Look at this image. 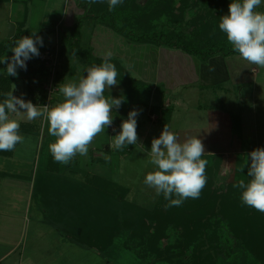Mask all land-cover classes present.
<instances>
[{"label": "rangeland", "instance_id": "obj_1", "mask_svg": "<svg viewBox=\"0 0 264 264\" xmlns=\"http://www.w3.org/2000/svg\"><path fill=\"white\" fill-rule=\"evenodd\" d=\"M190 1V5L184 15L185 19L180 17L175 23L181 24L183 28L187 27V29H189L191 23L198 22L197 25L195 24V27L201 32L202 35L200 36L209 41L226 37V35L219 30L218 24L220 17L228 14V6L232 0ZM178 3H181L180 0ZM257 10L264 12V0H262V4ZM37 14L41 18V11ZM80 21L81 26L79 32L72 34V36L65 40L62 39L63 36H61L60 80L56 82L57 87H59L58 85L60 83H67L69 81L78 82L81 76L86 75L87 68L93 65L98 66L103 63L96 60L97 54L95 51H92L93 48L91 47L92 35H96L97 32L94 29L95 24L93 18H88V16H86ZM174 26L176 25L173 24V27ZM43 31L46 30L44 29ZM98 31L101 32L100 30ZM42 40V46L45 45L46 47L57 42V35L54 30L51 29L42 34ZM83 43L90 45L92 49L90 50V48L83 47ZM38 46L41 45L38 44ZM40 51L42 50L39 49V56L37 57L39 60H41ZM226 58L230 69L226 68L224 72H226V78L228 79L222 81L220 87H207L204 91H200L199 87L196 88V86H192L191 91H194V94H192L188 100H191L189 105L193 107L204 104L206 98H208L209 103L207 108L213 105L217 106L220 99H222V101L225 100L226 103L232 104L229 105L231 107L227 108L226 106V109L230 111H224L226 118L223 119V123L227 125L234 123L242 132L241 138H238L237 135L235 136L234 133L231 136L223 134L221 139L217 140L205 139L202 137L201 140L205 147V153L202 159L208 161L205 173V187L209 186L212 192L217 191L219 194H228L230 192L229 189L232 187L234 192L231 197V202L232 204H236V201L241 197L242 189L234 187V185L237 184L240 179H245L247 177V169L245 168L247 154L256 148H264V67L250 64L239 55H231ZM113 64L117 66L116 61ZM131 73L135 79L139 80L140 77L137 74L133 71H131ZM48 77L49 76L46 74H41V76H39V79L43 82L42 89L44 90V101L42 102L44 103L47 96V84L45 80H48ZM222 85L224 89L227 90V94L226 92H220L219 89L222 88ZM165 88L160 84L157 99L155 98L153 104V98H151V103L152 105H157L160 110H164L170 107V105H167V100L172 101L171 106L178 110L176 112V114H178L176 117L174 115L169 130L175 133L178 137V141L182 143L190 137L189 134H192L191 137L195 136L190 129H194L195 125L199 127V122L203 120L201 118L203 115L198 114L196 116V114L193 115V113L186 114L183 112V104L188 101H184L186 100L185 95L181 93L177 95L179 93L177 92L175 96L179 97V101L175 103L173 96H169L167 92V94H164ZM187 89L185 90L187 91ZM111 93L110 90H106L105 96H110ZM123 93L124 90H122L121 95ZM60 94L58 90L57 93L54 94V98ZM185 105L187 104L185 103ZM132 110L138 111V116L136 117L138 135L137 145H128L122 150L110 148L109 145L116 135H113L112 132L113 124L94 139L89 146L86 156L77 154L67 165L54 161L48 147L49 143L52 142L54 138L49 135L47 130L48 126L43 119H35L40 125L38 130L40 132L33 136L23 135L25 137V142L19 145L16 150V157L13 159L17 162V165L14 167L15 170L20 174L22 173L23 176H27L29 173L32 175L33 171L38 169V167L43 168L45 166L48 169L45 174H48L53 168L62 167L66 171L62 172L61 175H65L68 171L69 173L67 174L69 178L80 184L88 182V174L110 178L115 184L128 189L125 198L127 203L148 211L154 210L160 199H162L163 194L157 195L153 188L148 187L143 182L145 175L154 170V166L149 163L150 156L148 155V151L151 149L152 139L160 136L164 125H170V120L167 119L166 113L154 115L151 108L144 109L136 106L132 109V107L126 104L121 105L117 113L123 120H126L128 118V113ZM179 117L182 118L178 119ZM244 123L246 124V128ZM138 125H140L139 128ZM119 130H121L120 127ZM197 135L200 137V134L197 133ZM140 145H142L143 148ZM105 157H110V159H105ZM18 162H20V164H18ZM11 166V163L8 164V168H11ZM60 179L62 180V178ZM2 180L3 178H0V182ZM8 183L12 184V181L8 180ZM66 190L67 187H64L63 192ZM4 193L6 197L2 196L3 198H0V211L21 212L20 209L22 204H25L26 200L20 195L21 193L25 195L26 189L22 191L19 196L15 195V191L12 192V189L6 190ZM173 198L176 197L173 196ZM210 199L211 197H209V200ZM8 201L10 204H3ZM185 201L186 200H184V202ZM198 202H200V200ZM36 203L40 205L41 201L37 202L36 199L30 201L31 210L30 208L27 210V219L26 217L24 218L26 225H28L27 230L30 233L28 239L29 243L32 247L34 245L35 248L42 247L46 248V250L53 249V251H56L53 245H57L61 241L39 236L42 232L49 233L54 230L50 227L45 230L43 222L40 221L43 218L38 217ZM168 204L169 201L167 200L166 211L170 215L169 217H173L171 213L177 211L180 206H168ZM195 207L196 205L192 206L193 209H195ZM220 208L219 204L213 212L215 218L213 216L208 217V219L213 217L210 222L207 218L206 221L203 220L206 223L209 222V224L203 229L200 240H195L200 235L198 234L199 230L193 233L192 240L188 238L190 233H185V235H183L184 231L182 229H180L179 232L169 229V238L162 239L160 245L156 248V252H154V249L151 250L150 247H147V245H149L147 244L148 237H144V241L139 243V237L129 239L128 235L119 236V238H116L114 249L109 253L103 252L104 257H96L93 254L88 255L86 258L87 260H85L82 256H79L77 258L79 260L77 263L101 264L102 259L105 258V261H108L109 264H192L194 257L199 256L201 261H209L206 264H264L257 258L256 254L250 250L246 243L237 237L232 230V226H229V221L222 218L221 215H218L220 214ZM44 216L47 222H52V225L56 223L60 228L62 218L65 221L68 219V214L63 217L61 213L56 214V217L55 215L50 217L48 213H45ZM146 220H148L147 223L154 222L150 218ZM69 223H71V221ZM90 228L92 229V224ZM61 230L62 232L64 231L63 229ZM138 231H140L139 227ZM64 233L66 235L68 232L65 231ZM68 237L72 239L73 247L76 246L87 249L85 246H81L79 241H75L71 233H68ZM185 238L189 239V241H184ZM64 243L66 244L67 242Z\"/></svg>", "mask_w": 264, "mask_h": 264}, {"label": "trees", "instance_id": "obj_2", "mask_svg": "<svg viewBox=\"0 0 264 264\" xmlns=\"http://www.w3.org/2000/svg\"><path fill=\"white\" fill-rule=\"evenodd\" d=\"M9 1L0 0V2ZM74 1L83 10L80 20L86 16L104 18L111 27L139 43L180 49L202 61H209L217 55L223 57L239 55L233 50L226 37L217 38L214 41L202 38L201 32L195 27L198 22L191 23L189 29L175 23L180 17L185 19L184 15L190 5V0H180L181 3H178L179 0H148L145 4H139L138 0H123L111 11L108 0L94 4H89L88 0ZM99 9L104 10L99 11ZM80 20L72 29H64L62 26V39L65 40L79 32ZM173 24L176 26L173 27ZM54 26L53 24L50 30L54 29ZM50 30L42 31L40 34ZM23 36H29V34L26 30L20 29L11 41L8 40L0 45V57L7 49L14 47L15 42ZM37 47L39 49L38 44ZM37 57L33 56L31 61H38ZM116 64L117 82L124 89L121 96L125 98V102L122 105L126 104L132 109L136 106L144 109L151 108L153 113L160 114V108L151 103L153 93L151 85L135 79L131 72L117 61ZM41 67L45 70L42 62ZM3 82L5 83L6 80L4 79ZM166 115L170 120L171 112H167ZM118 118L121 119V116ZM0 154L8 156L12 154V151H0ZM62 169V167H57L45 176L37 175L34 181V193L37 194L36 196H41L49 212L61 213L63 217L68 213L66 221H71V223L62 218L61 228L71 233L73 239L79 241L80 245L109 253L116 245V238L128 235L129 239L139 237V243L144 241V237H148L147 247L156 252L161 240L169 238V229L175 232L182 229L183 235L190 233L188 238L192 240L193 233L199 230L200 235L195 240H200L203 229L215 216L213 212L220 204L218 215L229 221L228 224L232 226L237 237L242 239L264 263V213L246 206L241 199L236 201V204H232L231 197L234 192L232 187L228 194H219L217 191L212 192L211 188L206 186L202 189L199 198L186 199L177 211L171 213L173 217H169L166 211L167 200L164 196L154 210L148 211L127 203L125 198L128 189L115 184L110 178L88 174V182L80 184L69 176L61 175V171L64 170ZM64 187H67L65 192H63ZM209 197H211L210 200ZM193 205H196L195 209L192 208ZM210 216L213 217L208 219ZM147 218L154 222L147 223ZM206 218L209 221L207 223ZM189 239L185 238L184 241H189ZM207 262L209 261H201L199 256H195L192 264H206Z\"/></svg>", "mask_w": 264, "mask_h": 264}, {"label": "crops", "instance_id": "obj_3", "mask_svg": "<svg viewBox=\"0 0 264 264\" xmlns=\"http://www.w3.org/2000/svg\"><path fill=\"white\" fill-rule=\"evenodd\" d=\"M147 1L148 0H138V3L145 4ZM100 10L104 9H99V11ZM40 11L41 18L37 14ZM82 12L83 10L74 0H10L9 2H0V45L6 43L8 40L11 41L20 29L26 30L29 36H31L33 32H36V35H39V37L42 38V34L40 33L44 29L50 30L53 24L56 26V23L59 20L63 21L62 26L64 29H72L80 20L79 18ZM90 18H93L95 24L94 29L97 31L96 35H92L91 47L93 49L90 45L84 43L83 47L95 51L97 54L96 60L103 62L105 59H108L109 62L112 63L117 61L130 72L133 71L137 74L140 77L139 80L151 85V87L154 88L152 93L153 104L155 98L157 99L160 84L164 88L166 87L164 94L167 92L169 96H173L175 103H177L179 101V97L175 96L177 92H179L177 95H180V93L182 95L184 94L186 98L184 101H187L188 98L194 94V91H191L192 86H196V88L199 87L200 91H204L207 87H220V83L225 79H228L226 78V72L224 71L226 68H230L227 58L222 55L214 56L209 61H202L198 57L188 54L180 49L136 42L111 27L109 22H106L104 18H97L95 16H90ZM62 32L63 31L61 30V33L57 35V39H59L60 42L62 38L61 36H63ZM43 47H45V45H43L42 48L39 46V49L42 50ZM109 52L111 53L110 57L106 56V53ZM12 55L11 48H9L1 57L7 56L10 58ZM26 65V70L17 68V76L13 77L7 75L6 65L0 63V102L5 98L3 93L12 90L15 86L13 95L23 98L26 101H31L38 107L47 105L48 92L44 103L42 102L44 101V90L42 89L43 82L39 79L41 74L47 75L46 67L45 70L42 69L41 60L33 62L29 59L26 61ZM59 71L60 68L57 73L56 82L57 80H60ZM4 79L6 80L5 83L3 82ZM45 83H47V80H45ZM185 89H187V91ZM109 90L112 92V95L110 94V96L117 98L121 95L122 90L124 89L118 83ZM219 90L220 92H226L227 94V90L224 89L223 85ZM62 100V94L55 98L53 95L50 106L55 105L56 102H62ZM167 101V105H170V107L161 110L160 114L171 112L170 125L168 126L170 129L174 115L175 117L177 116L178 113L176 114V112L178 110L171 106V100ZM220 102H217V106L213 105L209 108H207V105L209 104L208 98H206L204 104L198 105L197 107L189 105L191 100L185 102L187 105H185V103L183 104V112L186 114L193 113V115L196 114V116L198 114L203 115L201 117L203 120L200 122L197 121L199 122V127L195 125L194 129H190L195 137H198L199 139L202 137L205 139L217 140L221 139L223 134L231 136L235 133V136L237 135L238 138H241L242 132L234 125V123L231 125L223 123V119L226 118L224 111H230L229 109H226V106L228 108L231 107L229 105L232 104L228 102L226 103V101H222V99H220ZM117 111L118 109H113L112 125L114 124L113 127L119 130L123 119L118 118L120 115ZM153 114L158 115L156 113ZM14 118L19 119L18 117ZM181 118L182 117H179L178 119ZM245 123L244 125L246 128ZM20 124V134L22 136H33L40 132L38 131L40 125L36 120L27 121L26 119H20ZM139 126L140 125H138V128ZM197 133L200 134V137ZM189 135L190 137L192 136V134ZM19 145L20 144L16 146L14 151H12L11 155L5 156L0 154V178H3L0 182V198L6 197L4 193L6 190L12 189V192L15 191V195L19 196V194L26 189V194L22 195L21 193L20 195L26 200V203L22 204L20 209L21 212L0 211V264H80L77 263L79 261L77 259L79 256H82L85 260H87L86 258L88 255L93 254L96 257H104L103 252L87 246H85L87 249L76 246L73 247L72 239L68 237V233L65 235V231L62 232L61 229L63 228H60L56 223L55 225H52V222H47L46 217L44 216L45 213H48L50 217L54 215L56 217L58 212L54 213L46 210L41 196H36L37 194L34 193V181L37 175L45 176L47 174H45V172H47L48 169L45 166L43 168L38 167V169L33 171L32 175L29 173L27 176L18 173L14 168L17 165V162L13 159L16 157V150ZM10 163L12 166L11 168H8V164ZM18 164H20V162H18ZM64 171L66 170L61 172ZM67 173L69 172L67 171L65 176H69ZM8 180H11L12 184L8 183ZM33 199H36L37 202L41 201L40 205L42 206L36 203V210L38 217L43 218L40 221L43 222L45 230H47L48 227L54 230L49 233L42 232L39 236L61 241L57 245H53L56 251H53V249L46 250V248L42 247L35 248L34 245L32 247L29 243L28 239L30 233L27 230L28 225H26L24 218L26 217L27 219V210L30 208V201ZM3 204L8 205L10 202L8 201ZM64 242L67 243L65 244ZM101 264H109V262L105 261L104 258L102 259Z\"/></svg>", "mask_w": 264, "mask_h": 264}, {"label": "clouds", "instance_id": "obj_4", "mask_svg": "<svg viewBox=\"0 0 264 264\" xmlns=\"http://www.w3.org/2000/svg\"><path fill=\"white\" fill-rule=\"evenodd\" d=\"M97 2L102 0H88L89 4ZM122 2L108 0L109 10ZM261 4L262 0H232L228 14L220 17L218 27L242 59L264 67V12L257 10ZM37 44L42 46L43 40L33 32L31 36H23L15 42L10 58L0 57L8 76H17V68L26 70V61L39 56ZM106 56L110 57L111 53H106ZM117 76L115 64L105 59L100 65L87 68L86 75L81 76L78 82L60 83L58 90L63 100L53 106L38 107L13 95L15 86L3 93L5 98L0 102V151H14L18 144L25 142V137L20 134V119L33 121L42 118L49 135L54 138L48 147L55 162L67 165L77 154L86 156L94 139L112 125L113 109H119L125 102L123 96H105L106 90L118 84ZM137 116V110L128 113L110 148L122 150L125 146L137 145ZM204 153L201 139L193 136L181 143L165 124L160 136L151 141L148 155L154 170L145 175L143 182L157 195L163 194L169 201L168 206H181L186 199L199 198L206 185L208 161L202 159ZM245 166L247 177L240 179L234 187L242 189L240 199L243 204L264 213V148L248 153Z\"/></svg>", "mask_w": 264, "mask_h": 264}, {"label": "built area", "instance_id": "obj_5", "mask_svg": "<svg viewBox=\"0 0 264 264\" xmlns=\"http://www.w3.org/2000/svg\"><path fill=\"white\" fill-rule=\"evenodd\" d=\"M62 20H59L56 23V26L54 27V32L56 35H59L62 30ZM60 53H61V42L59 39H57V42L55 44L48 45L40 51V59L41 62L44 63L46 70L48 80H47V92H48V101L47 105L50 106V102L53 99V95L58 91V87L56 84V77L58 70L60 68ZM120 130H117L116 128H112L113 135L118 134Z\"/></svg>", "mask_w": 264, "mask_h": 264}, {"label": "water", "instance_id": "obj_6", "mask_svg": "<svg viewBox=\"0 0 264 264\" xmlns=\"http://www.w3.org/2000/svg\"><path fill=\"white\" fill-rule=\"evenodd\" d=\"M57 103H59V102H56L55 104H57Z\"/></svg>", "mask_w": 264, "mask_h": 264}]
</instances>
